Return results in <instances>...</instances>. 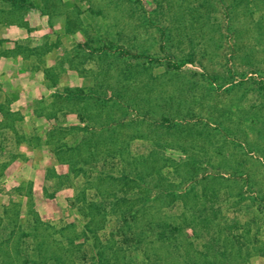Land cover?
<instances>
[{
	"label": "rangeland",
	"instance_id": "1",
	"mask_svg": "<svg viewBox=\"0 0 264 264\" xmlns=\"http://www.w3.org/2000/svg\"><path fill=\"white\" fill-rule=\"evenodd\" d=\"M33 1L34 7L0 0V107H4V112L0 110V264H30L28 258L37 255L29 251V243L54 239L65 244V235L75 238L83 254L90 255L95 242L105 244L111 253L118 250L117 240L126 239L123 246L131 250L120 253L123 264H145L153 255L177 260L166 255V243L178 247L175 250L181 254L188 241L204 252L210 239L206 231L188 227L178 239L157 240L154 218L129 215L127 221L116 222L127 211L154 210L168 217L180 215L174 222L183 224L184 216H197L206 205L204 197L202 204L194 197L188 204L161 198L164 185L144 191L147 201L138 202L135 195L143 190L137 185L109 183L110 176L128 171L130 162L141 169L140 158H148L155 146L146 138V128L153 120H162L163 109L150 112L144 98L151 103L162 98L165 106V99L176 96L182 97L176 105L183 100L185 106H195L203 123L220 127L210 149L217 161L214 165L204 161L196 177L209 174L210 179L225 171L217 164L224 159L218 154L224 146L235 160L247 159L246 175L236 179L252 198L249 211L237 213V206H232L236 199L227 201L235 182L219 179L211 187L220 194L216 206L223 215L251 224L247 242L252 252L238 264H264V0ZM192 48L194 62L172 68L169 58L181 64ZM189 80L198 89L181 95L183 82ZM66 89L82 92L66 102L61 98ZM171 103L173 107L166 108L175 114L178 105ZM112 133L116 143L110 140ZM66 143L75 150L59 151ZM115 147L120 149L117 157L112 154ZM120 155H128L130 161ZM166 155L173 160L185 157L170 148ZM77 160L86 173L69 174L68 162ZM193 188L201 186L185 180L173 190L184 193ZM82 191L88 201H108L105 221L88 203H73V196ZM153 199L157 200L150 203ZM36 214L54 229H41L35 236ZM100 220L105 225L98 229ZM69 223L77 226L61 231ZM86 224L93 233L87 228L84 241ZM78 255L77 264L90 262L81 252ZM200 260L205 262L203 257ZM217 261L227 264L222 258Z\"/></svg>",
	"mask_w": 264,
	"mask_h": 264
},
{
	"label": "trees",
	"instance_id": "2",
	"mask_svg": "<svg viewBox=\"0 0 264 264\" xmlns=\"http://www.w3.org/2000/svg\"><path fill=\"white\" fill-rule=\"evenodd\" d=\"M6 3H12L14 6H25V4H28L31 7L35 6V2L28 0H1ZM99 13V12H98ZM196 41V39H195ZM189 42L193 43L194 38H189ZM87 46H89L87 44ZM90 47V46H89ZM189 53L184 54V61L181 62V64L176 62L175 57H170L169 62L172 66V68L175 69H181L182 65L185 63H193L195 59V51L193 48L191 49ZM125 80L128 78V73L123 74ZM187 83V84H184ZM185 85V86H184ZM198 84L195 81L189 80V82H183L182 88H180V92L183 93L181 95H184L185 93H191L194 92L196 89H198ZM78 90H71L66 89L65 95H61V98L68 102L75 98L76 96H79L81 94L78 92ZM182 99V97H177L173 100L165 99V106L163 105L161 101L162 98L156 99L155 102L151 103L152 99H146L144 98L146 104L150 105L148 106L149 111L153 112L155 111L158 113V111L163 109L162 112V120H153L151 124L147 125L146 130L149 132L147 137L151 140L153 143L154 148L152 149L151 154L145 158H140V165H142L141 169H137L133 162L129 163L130 169L128 171L122 172L121 176L115 177L110 176V184L113 186L118 181H124L127 183V185H137L141 190V192H138L135 196H138V202L144 201L147 196L144 193V191H149L150 188H155L157 185L163 186L164 190V196H161V198H170L169 201H178V202H185L186 204L189 203V198L194 197L195 201L201 203L203 202V199L206 203L205 207L202 208L199 212L195 213L197 216L193 215L190 219H187L184 216L183 224L175 223L177 217H180V215H174L171 217H168L166 214H162L159 211H152L148 212L149 210H146V212L141 213V211L137 212H129L123 213L121 215V218L117 219L116 222H121V219L126 220L128 219V216L131 215L133 218L136 217L138 219H148V218H154L155 220H151L152 222H155L154 225H156V239H165L168 240L169 238L171 241L175 238L178 239V237L181 235L185 228L192 227L193 229L197 231H206L210 237L208 240L205 248L206 250L201 251L196 249V245L192 242L188 241V244H183V253H179L178 247L173 246L171 247V243L168 244L163 240V243H166L167 253L166 255H173L175 258H178L177 260L172 259L171 256L169 257H160L161 259H158L157 255H153V258L151 260L145 261V264H160V261L162 260V264H215L217 263V259L222 258L223 261L227 264H238L240 260H245L246 257L248 258L249 255H251L252 248H250V245H248L247 240H249L248 235L250 234V222L245 221H239L237 218H235L233 221L230 220V218H227L225 215H223V210L217 205L216 201H219V193L217 190L213 187H211V183L218 182V180L222 181H231L232 183L235 182V185L230 188L229 196L227 197V201L229 199H232L233 197L236 199V201L232 204V206L236 205V211L237 213H246L249 211V207L251 205V199L248 197L245 192H243L241 185L238 183L239 180H237L236 176H245V166H247V159L241 158V160H235L233 157H230L228 154V151L225 149V146L220 149L218 154L223 157V161H220L217 164L219 165L220 169H225V171H219L217 172L213 177L209 179V174L202 175V177L199 179L196 177L194 173H197L203 165L204 161H208L210 163H213L214 165L217 160L213 159L210 155V149L214 147V142L217 140L215 131L220 129L219 126H216L210 122V123H203L201 116H197L196 108L192 105H184V102L182 100L179 101V103L176 105V100ZM155 100V99H153ZM158 100V101H157ZM173 102L174 106H177L179 110L176 109L173 114V111H170V109L166 107H173L170 106L169 103ZM198 100L196 105H199ZM156 103V104H155ZM152 104V105H151ZM172 104V103H171ZM172 104V105H173ZM147 105H143V107L146 109ZM196 106V107H197ZM150 107V108H149ZM0 110L4 112V107L1 106ZM185 110V111H184ZM10 114V113H8ZM12 115V114H11ZM197 117H196V116ZM172 118H175L174 120ZM196 118V119H194ZM1 122V121H0ZM219 127V128H218ZM141 136V135H140ZM116 134L112 133L110 135V140L114 143L117 142ZM87 141V140H86ZM65 147L69 148V150L74 151L75 148L73 146H69L66 144H62L58 149L59 151L65 149ZM77 148V147H76ZM176 149L181 151L183 154H185L184 158H180L179 160H173L171 157L166 155V152L168 149ZM114 152L112 153L114 156L117 157V155L120 153V149L118 147L114 148ZM251 153V152H250ZM218 155V156H219ZM90 156L89 154L87 157ZM86 157V158H87ZM121 160H129L130 157L120 155ZM128 157V158H127ZM205 157H208L205 159ZM124 158V159H123ZM79 161L74 162H68L69 165V174L70 173H76L79 172L86 173V169L84 167L79 166ZM134 166V167H133ZM170 168H173V171H170ZM200 168V169H199ZM229 170H232L233 172H229ZM75 171V172H74ZM169 172H173L172 175H170ZM229 174L230 176H225V174ZM173 175H175L173 177ZM177 176H180V178H176ZM233 176V177H232ZM227 178V179H225ZM71 179V178H70ZM103 177L101 178V180ZM185 180H191L196 182V185L201 186V189L195 190V188L191 189V192L185 191L184 193H177L176 190H173L174 187H180V185L185 182ZM113 183V184H112ZM260 187L262 186L260 182H256ZM225 185L230 186V184ZM117 188H115L116 190ZM232 189H235V192L233 193ZM261 187V191H262ZM196 191V194L193 196H190L191 193ZM251 195H253L254 191L249 188L248 190ZM200 194H198V193ZM118 192L116 193V199L119 200ZM99 197V196H98ZM101 197V196H100ZM204 197V198H203ZM151 198V197H149ZM203 198V199H202ZM158 199V198H157ZM156 199V200H157ZM222 199V198H221ZM234 199V200H235ZM124 200V199H123ZM155 199L151 200L150 203L155 202ZM73 203H80L83 201V203L87 204L89 208L96 209L97 214L96 215H102L101 220L105 221V217L107 215V211L105 210V205L108 203L106 199H100L99 201L92 200L88 201V196L86 191H82L80 193H77V195L73 196ZM147 201V198H146ZM249 201V202H248ZM119 203V202H117ZM83 204V205H84ZM202 204V203H201ZM82 205V204H81ZM235 207V206H234ZM106 212H105V211ZM80 212H85L84 207L79 208ZM183 214V213H182ZM166 216L168 218H166ZM108 217V216H107ZM142 217V218H141ZM99 221V223L96 224L98 226V229L101 227H104V222ZM230 220V221H229ZM182 221V219H181ZM90 223V222H89ZM88 223V224H89ZM222 223V224H221ZM225 223V224H223ZM243 223V224H242ZM87 225V224H86ZM148 225L149 222H148ZM33 226V233L35 236H38V232L54 229L55 225L44 222L40 219L39 215L36 214L35 216V222ZM76 223H69L66 224L61 231H64V228L70 229L76 227ZM201 226V227H200ZM89 232L93 233V230H90L89 226L87 225L86 228L83 230L82 235H84L85 240L88 239L87 234L88 230ZM202 229V230H201ZM258 234V233H257ZM256 233L254 234V238H257ZM31 236L33 234H30ZM165 237V238H163ZM65 241V244H60L57 241H49L45 239H37V241L31 242L28 244L29 251L35 253L37 255V258H34L30 261V258H28V261L30 264H77L75 261L77 257L79 256L78 253L81 252L82 255L90 260V262H85L82 264H123V257L120 256V253H124L127 251V249L131 250V246L128 248L123 246L126 245V239H122L121 241L117 240L116 245L117 249L115 252H109L106 250L105 244H100L98 242H95L92 246V253L93 255H90L89 252H86L83 254V251L81 248L83 246L81 244L75 243V238H73L71 235H65V238H63ZM128 239V238H127ZM147 240V239H146ZM140 243L142 241H139ZM187 243V242H186ZM122 244V245H121ZM153 242H151V245ZM168 244V245H167ZM152 247V246H151ZM162 247V246H161ZM181 248V246H179ZM195 247V248H194ZM254 247V246H253ZM195 249L197 252H195ZM77 253V254H76ZM175 253H178L176 255ZM164 255V253H161ZM78 255V256H77ZM109 255V256H107ZM246 255V256H244ZM203 257L205 259V262L202 263L200 258ZM244 257V258H243ZM171 258V259H170ZM128 264V263H127Z\"/></svg>",
	"mask_w": 264,
	"mask_h": 264
}]
</instances>
